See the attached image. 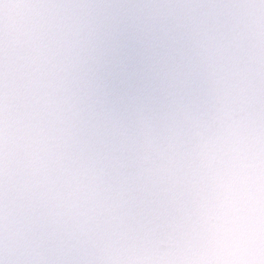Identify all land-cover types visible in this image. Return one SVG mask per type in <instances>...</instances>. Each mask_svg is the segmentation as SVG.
I'll return each mask as SVG.
<instances>
[{"label":"clouds","instance_id":"clouds-1","mask_svg":"<svg viewBox=\"0 0 264 264\" xmlns=\"http://www.w3.org/2000/svg\"><path fill=\"white\" fill-rule=\"evenodd\" d=\"M0 264H264V0H0Z\"/></svg>","mask_w":264,"mask_h":264}]
</instances>
